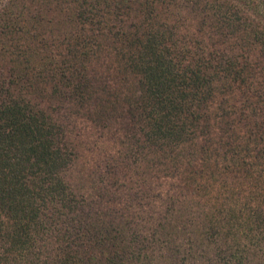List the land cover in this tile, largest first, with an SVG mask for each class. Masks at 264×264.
Here are the masks:
<instances>
[{
	"label": "trees",
	"instance_id": "obj_1",
	"mask_svg": "<svg viewBox=\"0 0 264 264\" xmlns=\"http://www.w3.org/2000/svg\"><path fill=\"white\" fill-rule=\"evenodd\" d=\"M108 43L142 142L186 179L146 231L83 220L65 131L29 98L89 96ZM0 264H264V0H3Z\"/></svg>",
	"mask_w": 264,
	"mask_h": 264
},
{
	"label": "rangeland",
	"instance_id": "obj_2",
	"mask_svg": "<svg viewBox=\"0 0 264 264\" xmlns=\"http://www.w3.org/2000/svg\"><path fill=\"white\" fill-rule=\"evenodd\" d=\"M187 16L186 28L195 30L198 16ZM131 20L127 18L128 23ZM111 52L108 43L87 65L92 88L84 99L61 85L58 94L41 85L43 90L32 91L29 98L65 131L73 151L65 179L84 200L83 220L146 231L152 218L164 214L169 197L186 198V179L180 174L181 162L160 164L152 148L142 142L140 121L127 111L126 100L138 94L137 84L131 76L125 79ZM1 70L10 74L5 65Z\"/></svg>",
	"mask_w": 264,
	"mask_h": 264
}]
</instances>
